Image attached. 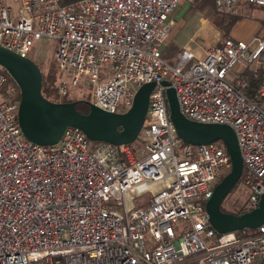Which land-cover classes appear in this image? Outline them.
<instances>
[{
  "label": "built area",
  "instance_id": "built-area-1",
  "mask_svg": "<svg viewBox=\"0 0 264 264\" xmlns=\"http://www.w3.org/2000/svg\"><path fill=\"white\" fill-rule=\"evenodd\" d=\"M14 1L0 0V45L31 57L36 41L54 39L61 98L87 84L89 106L123 112L143 83L156 84L136 147L77 126L40 144L25 136L20 87L0 68V264H264V223H211L206 204L231 155L222 140L179 136L163 84L189 118L235 130L252 209L264 192V79L251 96L241 73L264 63V36L227 37L202 56L183 47L172 64L163 49L182 0ZM214 2L243 14L241 0Z\"/></svg>",
  "mask_w": 264,
  "mask_h": 264
},
{
  "label": "water",
  "instance_id": "water-1",
  "mask_svg": "<svg viewBox=\"0 0 264 264\" xmlns=\"http://www.w3.org/2000/svg\"><path fill=\"white\" fill-rule=\"evenodd\" d=\"M0 66L5 68L20 87L21 98L18 119L25 136L40 144L60 140L68 126L81 128L94 141L115 144L133 142L145 121L149 108L150 92L155 82L143 83L134 96L132 106L123 112H111L90 104L87 112L76 107V101H54L42 91L43 72L31 57H25L0 45ZM167 92L171 119L184 141L205 144L222 140L232 158V169L214 187L206 208L213 226L219 232L245 227L256 228L264 223V192L258 205L242 213L224 211L222 201L240 180L244 171L235 130L226 123L202 122L186 116L180 108L177 91L170 81Z\"/></svg>",
  "mask_w": 264,
  "mask_h": 264
},
{
  "label": "rangeland",
  "instance_id": "rangeland-1",
  "mask_svg": "<svg viewBox=\"0 0 264 264\" xmlns=\"http://www.w3.org/2000/svg\"><path fill=\"white\" fill-rule=\"evenodd\" d=\"M6 2V0H3ZM11 1L12 0H8ZM192 0H182L180 5L177 7L176 10L171 15L170 23L172 29H177L175 39L171 43L167 45L163 49L164 54L163 57L172 64H175L178 59V52L180 50V46L186 42H191L193 46L203 47V36L198 35L197 31L200 29L201 26V19L199 14H204L203 12H198L194 8H190ZM12 4V3H11ZM250 3L246 1L244 3V10L243 15H246V7L251 8ZM14 8H17L15 2L12 4ZM252 12L259 18L260 22L264 24V8L263 7H255L252 9ZM184 17L187 20V23L184 26H178L180 20ZM180 46H179V45ZM56 41L49 37H43L39 41H36L35 46L30 53L32 59H34L41 67L43 71H47L48 68L52 63L55 64L56 68L58 69L57 59L55 55L56 51ZM60 78V73L58 69V79ZM58 81V80H57ZM58 97L61 98L58 94ZM71 100H84L86 101L84 104L89 105L87 103V84L78 86L76 88H72L69 95L65 96ZM63 98V97H62ZM140 143V140L137 139L133 142V145L136 147ZM238 184L234 187L231 192L229 193L227 200L224 202L226 206L231 211H235L236 209L245 206L248 203V198L250 195L249 187L243 183L242 180L237 182ZM139 198L137 199V202Z\"/></svg>",
  "mask_w": 264,
  "mask_h": 264
},
{
  "label": "trees",
  "instance_id": "trees-1",
  "mask_svg": "<svg viewBox=\"0 0 264 264\" xmlns=\"http://www.w3.org/2000/svg\"><path fill=\"white\" fill-rule=\"evenodd\" d=\"M191 9L195 8L196 11L198 12H203L206 17H208L212 23L221 30L222 36L224 38L229 37L230 32L232 31L233 27L235 24L245 15L243 14H229V13H223L220 12L216 5L214 0H192L191 5L189 6ZM0 68L6 72L11 80L15 84L17 82L15 79L8 73V71L0 66ZM43 81H42V91L44 95L51 100L54 101H72L69 98L63 97L59 98L58 97V86H57V80H58V69L56 68L55 64L52 63L50 67L48 68L47 71H43ZM244 78L248 82L247 86V93L251 96H254L257 89L260 87V85L263 82L264 79V71L263 70H258L257 72L246 69L244 72ZM86 101L84 100H76V107L83 112H87L90 109L89 105H85ZM247 173L246 169L244 168L243 174L240 178L242 180L243 176ZM222 179V177L218 178L217 183ZM238 183L235 184L234 187H236ZM233 187V188H234ZM248 210L245 206H242L239 209H236L235 211H231L234 213H242L244 211Z\"/></svg>",
  "mask_w": 264,
  "mask_h": 264
},
{
  "label": "crops",
  "instance_id": "crops-1",
  "mask_svg": "<svg viewBox=\"0 0 264 264\" xmlns=\"http://www.w3.org/2000/svg\"><path fill=\"white\" fill-rule=\"evenodd\" d=\"M15 1L12 0L8 1L6 0V3L9 4H13ZM246 2V0H241V6L244 10V3ZM11 4V5H12ZM15 4L17 5L18 8V3L15 2ZM251 8H247V13L244 17H242L233 27L232 31L230 32L229 37H232L234 39H243V40H248L250 38H252L255 35H262L264 36V24L262 22H260L259 18L255 15V13L252 12V9H254L257 6H254L253 4H249ZM13 6V5H12ZM14 7V6H13ZM200 19H201V26L200 29L197 31V36L198 35H202L203 36V42H204V46L203 47H198V46H193L191 44V42H186L183 45H179L180 49H182L183 47H190L193 50L196 51L198 56H202L205 52V50L212 45H215L217 43H220L223 41L224 37L222 36V32L219 28H217L212 21L206 17L203 14H199ZM187 23V20L184 19V17L180 20V22L178 23V26H184ZM177 29H172V34H171V38L170 40L167 42V44L165 45V47H167V45L169 43H171L172 41H174L175 39V35H176ZM164 47V48H165ZM164 54V51H163ZM248 69L253 70L255 72H257L259 69L264 71V63L257 66H253V67H249ZM245 71V70H244ZM243 71V72H244ZM242 74V77L244 78V73Z\"/></svg>",
  "mask_w": 264,
  "mask_h": 264
},
{
  "label": "flooded vegetation",
  "instance_id": "flooded-vegetation-1",
  "mask_svg": "<svg viewBox=\"0 0 264 264\" xmlns=\"http://www.w3.org/2000/svg\"><path fill=\"white\" fill-rule=\"evenodd\" d=\"M231 192V191H230ZM229 192V193H230ZM229 193H228V195H229ZM228 195L224 198V200L222 201V209L224 210V211H228V212H231L230 210H229V208L226 206V203L227 202H224L225 200H227V197H228Z\"/></svg>",
  "mask_w": 264,
  "mask_h": 264
}]
</instances>
